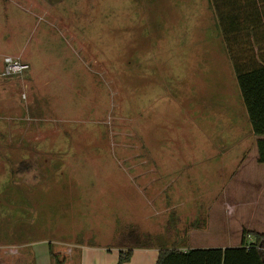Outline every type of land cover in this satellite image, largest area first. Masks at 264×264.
Instances as JSON below:
<instances>
[{
  "label": "rangeland",
  "instance_id": "obj_1",
  "mask_svg": "<svg viewBox=\"0 0 264 264\" xmlns=\"http://www.w3.org/2000/svg\"><path fill=\"white\" fill-rule=\"evenodd\" d=\"M208 20L183 0H0V264H106L132 230L187 245L194 212L171 201L223 185L214 148L243 114Z\"/></svg>",
  "mask_w": 264,
  "mask_h": 264
},
{
  "label": "crops",
  "instance_id": "obj_2",
  "mask_svg": "<svg viewBox=\"0 0 264 264\" xmlns=\"http://www.w3.org/2000/svg\"><path fill=\"white\" fill-rule=\"evenodd\" d=\"M183 1L188 2L190 7L193 5V10L198 11L201 17L208 16L207 24L214 28V34H211V39L214 38V68L219 69V73H214L226 77L231 75V85L227 88H235L243 114L239 116L234 112L230 113V127L235 136L227 135L222 140L230 145L214 148V158L232 153V163H220L223 168L217 170L219 177L227 174L223 185L214 189L211 196L203 192L194 198L184 197V200L171 201L179 204L184 202L194 212L185 217L184 224L183 218H179L181 234L184 232L183 227L189 230L187 245L182 243L184 246L171 249L186 252L194 249L238 248L242 244L254 243L253 234L264 233V164L257 161V141L260 137L252 132L234 68L236 64L243 72L264 68V0ZM227 84V79H220L214 87L223 89L220 86ZM235 143L237 146H233ZM236 150L239 151L237 159L234 158ZM221 157L218 158L220 161ZM228 160L229 158L225 161ZM180 170L182 171L178 175H170L171 180L165 187H174L177 185L175 181L190 177L191 166ZM165 177H168L167 174ZM218 191L221 193L217 194ZM174 219L172 217V224L175 223ZM108 252H114L115 255L110 256L106 264H116L118 250L112 248ZM15 255L20 258L18 252ZM157 255L156 247L135 249L127 264H155Z\"/></svg>",
  "mask_w": 264,
  "mask_h": 264
},
{
  "label": "trees",
  "instance_id": "obj_3",
  "mask_svg": "<svg viewBox=\"0 0 264 264\" xmlns=\"http://www.w3.org/2000/svg\"><path fill=\"white\" fill-rule=\"evenodd\" d=\"M214 2V0H212ZM236 83L245 106L247 116L257 141L258 163L264 164V68L252 71H241V67L235 65ZM134 236V239L131 236ZM255 242L250 245L242 244L238 248L228 249H194L186 252L177 249L158 248L155 264H264V233L253 234ZM130 237V238H129ZM120 238H123L121 236ZM116 264H126L130 261L135 249H147L154 247L151 238L147 234H139L132 230L127 234L131 245L118 244ZM116 249V248H114Z\"/></svg>",
  "mask_w": 264,
  "mask_h": 264
},
{
  "label": "built area",
  "instance_id": "obj_4",
  "mask_svg": "<svg viewBox=\"0 0 264 264\" xmlns=\"http://www.w3.org/2000/svg\"><path fill=\"white\" fill-rule=\"evenodd\" d=\"M4 65H5V74L6 75H10V74L14 75V74H16V72L20 73V72L28 69L27 65L20 64L16 61L9 59V58L4 60Z\"/></svg>",
  "mask_w": 264,
  "mask_h": 264
}]
</instances>
